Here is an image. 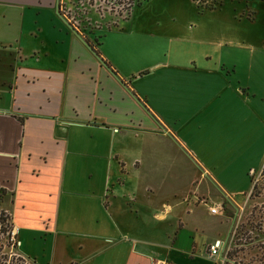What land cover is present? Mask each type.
I'll return each mask as SVG.
<instances>
[{"label": "crops", "instance_id": "1", "mask_svg": "<svg viewBox=\"0 0 264 264\" xmlns=\"http://www.w3.org/2000/svg\"><path fill=\"white\" fill-rule=\"evenodd\" d=\"M257 15L264 0H138L72 30L56 0H0V210L28 264H218L230 224L199 223L194 198L241 189L195 140L227 121L211 84Z\"/></svg>", "mask_w": 264, "mask_h": 264}, {"label": "rangeland", "instance_id": "2", "mask_svg": "<svg viewBox=\"0 0 264 264\" xmlns=\"http://www.w3.org/2000/svg\"><path fill=\"white\" fill-rule=\"evenodd\" d=\"M240 31L245 42H251L225 46L223 53L227 62L233 58L232 50L237 53L235 69L232 66L224 68L225 78L221 76L211 84V96L214 92H222L220 98L226 102V107L221 114H226L227 121L221 123L220 128H215L209 121L204 122V131L195 141L216 147L205 155V159L212 165H222L226 159L232 174L222 181L223 187L229 191H241L234 195L233 200L232 197L225 198L212 186L209 196L194 198L198 206L193 213L199 223L207 226L218 217H223L227 225L230 224L225 242L229 250H234L233 255H226L230 260L216 258L218 264H264V18L257 15L251 27L244 22ZM251 49L254 55L250 69ZM239 88L242 91L238 92ZM205 114L214 119L216 112L211 107ZM208 117L205 120H209ZM179 121L176 123L178 126L182 120ZM251 165H255L252 172ZM257 173L260 174L254 181ZM203 201L208 204L219 201V213L222 214H207ZM4 213L7 217L3 215L4 220L0 222V264H28L13 242V226L9 214ZM237 229H241L240 232L237 233Z\"/></svg>", "mask_w": 264, "mask_h": 264}, {"label": "built area", "instance_id": "3", "mask_svg": "<svg viewBox=\"0 0 264 264\" xmlns=\"http://www.w3.org/2000/svg\"><path fill=\"white\" fill-rule=\"evenodd\" d=\"M137 1L138 0H64L62 1L64 10H62V12L59 11L65 19H68V22L70 21L69 23H77V21H87V12L89 9H93L97 12L98 16L109 17V24L114 25L118 19L127 17L130 14ZM59 8L60 3L58 1V9ZM259 174L260 173L256 174L254 181L258 179ZM204 204L207 206L210 213L216 214L220 210V205L218 203L208 204L204 202ZM11 237L14 244L17 245L14 227L11 229ZM226 244V242L220 243L219 241L211 243L208 246V254L216 258L230 260L226 256V251L229 248V245Z\"/></svg>", "mask_w": 264, "mask_h": 264}, {"label": "trees", "instance_id": "4", "mask_svg": "<svg viewBox=\"0 0 264 264\" xmlns=\"http://www.w3.org/2000/svg\"><path fill=\"white\" fill-rule=\"evenodd\" d=\"M252 193H253V192H251L250 195H251ZM3 215L7 217V215H5V213H4V211L0 210V222H1V220H4V218H3L4 216H3ZM241 226L243 227L244 225L241 224ZM240 230H241V229H237L236 232L238 233V231L240 232ZM235 243H236V241H235ZM233 251H234V250H232V249H231V250L228 249V250L226 251V255H227L228 257H231V256L233 255V254H232ZM236 262H237V260L234 259V263H236ZM245 263H246V264H249L250 262H245Z\"/></svg>", "mask_w": 264, "mask_h": 264}, {"label": "water", "instance_id": "5", "mask_svg": "<svg viewBox=\"0 0 264 264\" xmlns=\"http://www.w3.org/2000/svg\"><path fill=\"white\" fill-rule=\"evenodd\" d=\"M56 13L62 17V19L65 20L66 24L72 29L74 30L73 26L61 15L59 9H58V0H56ZM82 41L90 48V50H92V48L89 46V44L86 42L85 39L82 38Z\"/></svg>", "mask_w": 264, "mask_h": 264}]
</instances>
